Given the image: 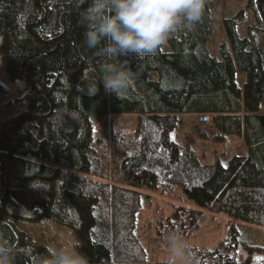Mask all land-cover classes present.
<instances>
[{
  "label": "trees",
  "instance_id": "16d2710c",
  "mask_svg": "<svg viewBox=\"0 0 264 264\" xmlns=\"http://www.w3.org/2000/svg\"><path fill=\"white\" fill-rule=\"evenodd\" d=\"M89 3L0 0L1 62L9 77L24 80L26 99L0 129V233L17 244L15 264H33L48 251L14 223L24 215L70 226L89 264H161L138 230L142 209L156 202L153 193L185 196L196 206L175 201L146 225L157 247H166L169 231L187 239L206 212L264 226V67L253 37L236 30L244 10L222 17L220 58L206 48L210 0L192 30L169 38L168 50L112 58L134 74L118 98L100 81L107 58L84 43L82 13ZM246 5L263 25L264 40V0ZM95 81L98 90L89 94ZM177 113L210 114L198 136L239 135L244 152L226 165L202 161L190 142L170 138ZM118 114L134 115L133 126L107 119ZM235 244L229 233L211 245H191L200 264H261L237 260Z\"/></svg>",
  "mask_w": 264,
  "mask_h": 264
},
{
  "label": "rangeland",
  "instance_id": "374dc122",
  "mask_svg": "<svg viewBox=\"0 0 264 264\" xmlns=\"http://www.w3.org/2000/svg\"><path fill=\"white\" fill-rule=\"evenodd\" d=\"M219 2H222L221 5ZM209 8L212 13V33L206 42L208 53L220 58L218 46L225 41L222 26V17L232 16L237 10L243 9L245 16L243 20H237L236 30L240 36L251 35L256 43L262 58L264 67V40L263 25L256 21L253 10L246 5V0H210ZM162 50H168L166 42L161 46ZM148 77L153 78L155 74L150 73ZM244 78L243 72H236V82L241 85ZM26 105L25 82L21 78H11L5 71L0 58V129L3 123L12 115L20 112ZM260 111L264 112V101L260 102ZM205 116V119L204 117ZM210 114H175L176 126L170 130V138L174 141H188L194 147L197 156L204 162H219L226 165L229 159L243 153L245 148L239 135L227 134L222 141L214 140L211 134L200 137V131L208 126ZM107 119L113 121L118 127H132L135 116L132 114L108 115ZM200 129V130H199ZM207 129V128H206ZM208 130V129H207ZM70 170V169H68ZM148 192V191H147ZM155 195L156 202L142 209L139 215L138 230L141 241L145 248L152 252L157 259H164L167 248L157 247V240L146 235V225L169 212L171 203L175 201L190 207H196L186 199H171ZM15 224L25 227L31 238L50 249L61 244L65 239L75 236L72 228L67 224L57 222L46 216L31 219L26 215L14 217ZM233 234L236 244L233 253L237 260L248 257L252 261L264 264V226L246 222L222 213L206 212V216L198 228L190 234L187 240L190 244L211 245L220 238ZM230 236V235H229Z\"/></svg>",
  "mask_w": 264,
  "mask_h": 264
},
{
  "label": "clouds",
  "instance_id": "9594fccd",
  "mask_svg": "<svg viewBox=\"0 0 264 264\" xmlns=\"http://www.w3.org/2000/svg\"><path fill=\"white\" fill-rule=\"evenodd\" d=\"M205 0H90L82 13L84 43L107 58L100 65L105 91L123 96L134 82L132 70L112 58L154 54L170 37L192 30L201 20ZM97 81L89 89L95 94ZM167 255L161 264H200L193 246L177 230L164 236ZM17 244L0 233V264H15ZM33 264H89L75 237L37 255Z\"/></svg>",
  "mask_w": 264,
  "mask_h": 264
},
{
  "label": "water",
  "instance_id": "95a60500",
  "mask_svg": "<svg viewBox=\"0 0 264 264\" xmlns=\"http://www.w3.org/2000/svg\"><path fill=\"white\" fill-rule=\"evenodd\" d=\"M155 76H156V75H155ZM153 78H155V77H153ZM203 117H204V119H205V116H203ZM10 153H11V152H9V153L7 154V156L10 155ZM0 171H2V170H1V167H0Z\"/></svg>",
  "mask_w": 264,
  "mask_h": 264
}]
</instances>
